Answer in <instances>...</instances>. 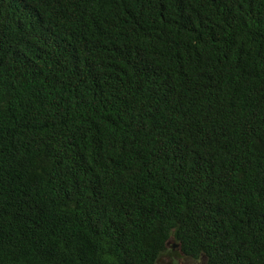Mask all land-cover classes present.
<instances>
[{
  "label": "trees",
  "instance_id": "16d2710c",
  "mask_svg": "<svg viewBox=\"0 0 264 264\" xmlns=\"http://www.w3.org/2000/svg\"><path fill=\"white\" fill-rule=\"evenodd\" d=\"M264 264V0H0V264Z\"/></svg>",
  "mask_w": 264,
  "mask_h": 264
},
{
  "label": "rangeland",
  "instance_id": "374dc122",
  "mask_svg": "<svg viewBox=\"0 0 264 264\" xmlns=\"http://www.w3.org/2000/svg\"><path fill=\"white\" fill-rule=\"evenodd\" d=\"M155 264H206L203 257L194 260L185 256L179 250L178 245L171 239Z\"/></svg>",
  "mask_w": 264,
  "mask_h": 264
}]
</instances>
